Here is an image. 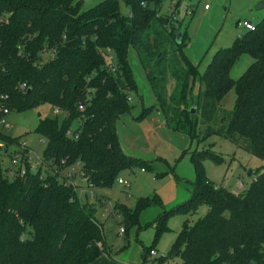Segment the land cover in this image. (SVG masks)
Segmentation results:
<instances>
[{
	"label": "trees",
	"instance_id": "16d2710c",
	"mask_svg": "<svg viewBox=\"0 0 264 264\" xmlns=\"http://www.w3.org/2000/svg\"><path fill=\"white\" fill-rule=\"evenodd\" d=\"M122 1L126 16L118 0L85 10L76 0H0V122L4 110L41 103L65 112L61 120L39 118L35 131L45 147L35 172L25 162L23 175L9 176L0 165V264H90L106 251L94 205L82 203L77 186L64 185L60 172L79 162L87 184L110 188L122 170L149 167L122 151L115 131L135 89L129 46L152 72L148 80L166 127L197 140L216 134L264 161V16L231 47L218 49L200 73L183 52L185 32L172 14L159 13L162 0ZM242 54L253 61L232 79L230 70ZM232 89L234 105L225 110L219 104ZM75 122L77 137L66 135ZM19 142L0 133L5 146ZM206 159L223 160L208 149L191 154V195L157 215L155 236L167 230L172 214H183L188 217L172 246L182 264H264V168L245 190L233 193L206 178ZM201 204L206 213L189 225ZM152 206H160L157 196L138 198L133 208L117 203L112 210L125 232Z\"/></svg>",
	"mask_w": 264,
	"mask_h": 264
},
{
	"label": "rangeland",
	"instance_id": "374dc122",
	"mask_svg": "<svg viewBox=\"0 0 264 264\" xmlns=\"http://www.w3.org/2000/svg\"><path fill=\"white\" fill-rule=\"evenodd\" d=\"M76 1H81V9L85 10L102 0ZM259 1L264 0H162L159 13L175 17V25L186 35L183 52L203 73L218 49L231 47L246 31L240 24L243 19H250L254 24L261 20L264 9L255 10ZM118 8L121 15H128L129 8L122 0H118ZM126 60L135 89L129 94L130 110L117 118L115 131L122 150L129 157L146 162L149 167L142 170L141 166H134L131 170H122L118 178L124 180L125 185L115 181L110 188H92L93 196L89 195L86 183L77 177L76 192L82 203L94 205L95 217L102 224L105 253L113 264H182L172 246L188 216L172 214L165 223L167 230L159 237L155 236L153 221L163 210H170L189 199L195 178L191 154L208 149L220 155L223 160L219 164L210 159L203 161L204 174L214 185L233 193H241L249 186L264 168V161L216 134L197 140L166 127L148 80L150 70L142 67L131 46L127 48ZM252 61L247 54L240 55L230 70V77L239 78ZM172 88L173 81L169 80L167 90L171 92ZM198 90L199 84L196 83L192 96ZM234 101L235 91L232 89L221 99L219 106L231 110ZM147 109L150 111L142 114ZM64 116L65 112H55L50 104L41 103L5 114L0 122V133L26 142L34 171L45 147V140L35 131L39 118L61 120ZM76 125L75 122L73 127ZM7 149L17 150L18 146L11 144ZM7 154L4 148L0 149L3 169L11 167ZM150 196H157L160 206L144 210L137 224L121 232V217L113 212V206L118 203L133 208L138 198ZM99 199L104 203L101 204ZM206 211L205 204L199 205L189 217V225ZM149 249L155 254L148 255Z\"/></svg>",
	"mask_w": 264,
	"mask_h": 264
},
{
	"label": "built area",
	"instance_id": "2783aa9c",
	"mask_svg": "<svg viewBox=\"0 0 264 264\" xmlns=\"http://www.w3.org/2000/svg\"><path fill=\"white\" fill-rule=\"evenodd\" d=\"M204 8L206 9L207 6L205 5ZM173 19H175L174 16H172ZM241 26H243L245 29H250L253 30L254 29V25L247 22V21H242ZM53 55V51H50V56ZM106 60L109 63H112L114 61V55L112 53L111 50L106 49V54H105ZM111 71L115 70V66L114 64L112 66H110L109 68ZM128 101L130 100L129 96H128ZM79 110H82L83 107L80 105L78 107ZM55 112L59 111L57 108L54 109ZM4 113L7 114V110H4ZM66 135L68 136H74L77 137L75 135L74 132V127L70 128L67 132ZM18 149L17 150H13V151H8L7 146H5L3 143H0V149L4 148L5 149V153H8L7 155L10 158L11 161V167L9 169H7V173L9 175H23L25 173V162H29L30 163V167L32 168V163H31V159H30V149L27 146L25 141H21L19 142V144L17 145ZM61 163H64V161L62 160ZM39 166V164H38ZM80 166L81 164L79 162H76L75 164L68 166L66 168H64L61 172H60V181L64 184V185H73L76 186L74 181H73V177L75 175H78L79 177L83 178L82 173L80 172ZM37 169V168H36ZM36 169L33 171L31 169V171L35 172ZM84 179V178H83ZM85 181V179H84ZM87 187L90 189H92V186L90 184H87V182L85 181ZM117 183L119 185H125L126 182L120 178L117 179ZM239 186L241 187V183L239 182ZM90 196H93V192L90 190L89 192ZM100 202L103 203L102 200H100ZM121 232H123V229L121 228ZM154 251L151 250L149 252V255H154Z\"/></svg>",
	"mask_w": 264,
	"mask_h": 264
},
{
	"label": "crops",
	"instance_id": "0c3cea01",
	"mask_svg": "<svg viewBox=\"0 0 264 264\" xmlns=\"http://www.w3.org/2000/svg\"><path fill=\"white\" fill-rule=\"evenodd\" d=\"M243 21H247V22H249V23H251V24H253L254 25V23H252L251 22V20L250 19H243ZM164 125H165V120H164ZM166 126V125H165ZM122 149V148H121ZM123 151V150H122ZM124 152V151H123ZM125 153V152H124ZM126 154V153H125ZM127 155V154H126ZM9 169V168H8ZM77 177L81 180V181H83L84 183H85V181H84V179L83 178H81V177H79L78 175H75L74 177H73V181H74V183H75V185H77L76 184V179H77ZM100 200H102L103 201V203H104V200L103 199H99V202H100ZM101 204H102V202H100ZM90 264H113L112 262H111V260H110V258H109V255H106V253L104 252L102 255H100L96 260H94L93 262H91Z\"/></svg>",
	"mask_w": 264,
	"mask_h": 264
},
{
	"label": "water",
	"instance_id": "95a60500",
	"mask_svg": "<svg viewBox=\"0 0 264 264\" xmlns=\"http://www.w3.org/2000/svg\"><path fill=\"white\" fill-rule=\"evenodd\" d=\"M262 9H264V1H259L257 4H256V6H255V10L256 11H259V10H262ZM180 39H181V33L180 32H177L176 33V41H177V43H179L180 42ZM152 75V72L150 71L149 72V76H151ZM196 112V107H195V105H193L191 108H190V113L191 114H194Z\"/></svg>",
	"mask_w": 264,
	"mask_h": 264
}]
</instances>
